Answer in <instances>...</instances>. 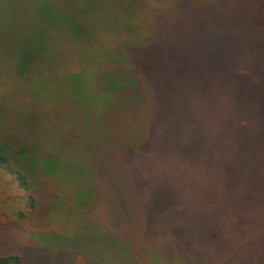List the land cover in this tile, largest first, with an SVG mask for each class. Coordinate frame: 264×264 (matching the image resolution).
Wrapping results in <instances>:
<instances>
[{"label":"rangeland","instance_id":"1","mask_svg":"<svg viewBox=\"0 0 264 264\" xmlns=\"http://www.w3.org/2000/svg\"><path fill=\"white\" fill-rule=\"evenodd\" d=\"M75 6L84 10L83 0ZM127 8L122 30L97 22L93 39L61 34L53 68L69 76L39 79L26 94L48 112L39 118L60 154L97 156L114 188L108 204L83 177L74 187L36 170L27 190L0 165V255L17 254L12 264H264V0ZM104 73L135 79L117 104ZM11 82L0 80V104ZM28 191L42 192L38 208Z\"/></svg>","mask_w":264,"mask_h":264},{"label":"trees","instance_id":"2","mask_svg":"<svg viewBox=\"0 0 264 264\" xmlns=\"http://www.w3.org/2000/svg\"><path fill=\"white\" fill-rule=\"evenodd\" d=\"M21 1L0 0V80L7 73L12 77L11 85L8 86L12 88V93L7 91L0 104V132H9L6 138L4 135L0 136V165H5L14 173L15 178L27 190H32L35 186L33 177L36 170L52 174L60 182L66 181L74 187L80 184L79 180L83 177L88 181L86 187L92 192V196L102 197L108 204L114 188L109 186L110 177L106 170L96 162L97 156L91 155L88 149L80 155L77 151L73 154H60L58 144H54L50 137L49 123L41 122L39 118L48 112L36 110L35 102L26 94L33 96V85L39 79L54 80L69 76L58 73L53 68L62 59L64 52L61 34H68L67 37L71 39L76 37V41H87L94 38L97 22L113 30H122L127 22H132V10L127 8V3L136 5L141 0H113L116 7L114 9L107 6V2L104 5L99 0H83L84 10L75 6L82 0ZM55 27H60L57 34ZM82 31L86 35H82ZM141 44L134 49L139 52L137 49L141 50L146 41ZM99 47L96 48L98 51ZM122 52L120 50L118 54ZM114 54V50L106 51L102 60L108 61ZM101 77L105 86L111 85L109 89L115 95L114 104L121 100L124 90L135 81L128 75L117 77L104 73ZM7 84L10 83L6 82ZM77 102L75 99L74 104ZM83 105L88 110L87 115H98L94 109L96 105L93 108L88 102ZM40 126H43L42 131H38ZM63 140L64 137H61L59 141ZM142 140L121 150L135 151L139 145H145ZM94 163L97 168L93 167ZM77 169L81 170L76 171ZM94 180H98L97 188L91 185ZM28 192L30 205L38 208L41 201H37L36 197L42 196V192ZM41 208L39 207V214L42 213ZM107 209L109 210L108 205ZM18 259L17 254L0 255V264H12Z\"/></svg>","mask_w":264,"mask_h":264},{"label":"crops","instance_id":"3","mask_svg":"<svg viewBox=\"0 0 264 264\" xmlns=\"http://www.w3.org/2000/svg\"><path fill=\"white\" fill-rule=\"evenodd\" d=\"M52 147H55V146H53V144H52Z\"/></svg>","mask_w":264,"mask_h":264}]
</instances>
